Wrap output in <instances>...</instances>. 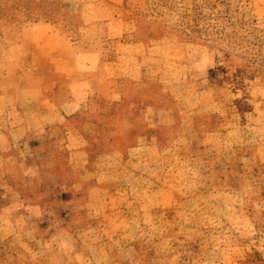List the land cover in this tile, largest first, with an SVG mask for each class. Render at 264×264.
<instances>
[{
    "label": "rangeland",
    "instance_id": "374dc122",
    "mask_svg": "<svg viewBox=\"0 0 264 264\" xmlns=\"http://www.w3.org/2000/svg\"><path fill=\"white\" fill-rule=\"evenodd\" d=\"M0 89V264H264V0H0Z\"/></svg>",
    "mask_w": 264,
    "mask_h": 264
},
{
    "label": "crops",
    "instance_id": "0c3cea01",
    "mask_svg": "<svg viewBox=\"0 0 264 264\" xmlns=\"http://www.w3.org/2000/svg\"><path fill=\"white\" fill-rule=\"evenodd\" d=\"M36 27V26H35ZM30 30L27 31L25 34V38L29 37V40H35L38 43L41 42V45L39 47H43L46 50V47H48L50 50L53 49L52 45V39L49 37V34L46 32H39V31H34V26H30L29 28ZM41 35V36H40ZM46 35V36H45ZM48 37V38H47ZM49 40V41H48ZM51 40V41H50ZM0 119H7V121H9L8 119H15L16 117L19 118V121H17L16 123L13 124V127L10 125V129L11 131H19L21 130V128L23 127V114L21 111V108L19 106V103L17 102L16 99V94L14 91H1L0 89ZM79 102V100L77 98L73 99H68L66 101H64L63 103H61L59 105V107H61V109L63 110V112L65 114L71 115V113L75 112L74 111V103L75 102ZM77 103V105L79 106V104ZM57 116V118L59 120H61V122L65 119H63V117L61 118L60 115H58V113H52L49 116L46 117L45 122L42 125L37 126L35 125H26V127L28 129H34L37 130V133H41L40 131V127H45L43 128L44 130V134L47 135V132L49 129L53 128L54 125L51 126L50 123H48V121H50L49 119H52V117ZM64 116V115H63ZM64 122V121H63ZM61 133H63V131L61 130ZM43 163L45 164L43 166ZM37 165L36 168H40V172H48L51 171L53 168H55L56 166V159L54 156V151L51 150L49 148V146L44 150V152H41V157L39 159V161L37 163H35V166ZM35 195V194H33Z\"/></svg>",
    "mask_w": 264,
    "mask_h": 264
},
{
    "label": "trees",
    "instance_id": "16d2710c",
    "mask_svg": "<svg viewBox=\"0 0 264 264\" xmlns=\"http://www.w3.org/2000/svg\"><path fill=\"white\" fill-rule=\"evenodd\" d=\"M126 31H128V32H129V28H127V29H126ZM125 33H126V32H125ZM126 68H127V67H126ZM135 69H136V68H135Z\"/></svg>",
    "mask_w": 264,
    "mask_h": 264
}]
</instances>
